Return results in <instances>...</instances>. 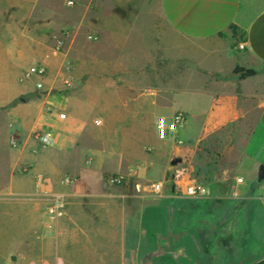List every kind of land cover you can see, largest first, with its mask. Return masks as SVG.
<instances>
[{
	"label": "crops",
	"instance_id": "obj_1",
	"mask_svg": "<svg viewBox=\"0 0 264 264\" xmlns=\"http://www.w3.org/2000/svg\"><path fill=\"white\" fill-rule=\"evenodd\" d=\"M162 10L177 35L196 43L228 39V56L258 71L240 83L259 82L257 134L233 166H222L225 157L212 165L199 146L245 116L237 92L215 96L205 108L192 93L182 101L154 89L109 101L94 84L71 94L53 82L60 91L46 94L52 107L38 120L53 130L54 147L43 150L21 132L20 147L4 156L0 264H264V0H162ZM176 113L187 115L186 125L159 139L157 118ZM175 159L181 162L172 166ZM108 175L128 181L109 186ZM188 181L207 186L208 195L184 198L177 188ZM154 183L165 184L161 194L151 192ZM53 193L66 200L57 221L46 210Z\"/></svg>",
	"mask_w": 264,
	"mask_h": 264
},
{
	"label": "rangeland",
	"instance_id": "obj_2",
	"mask_svg": "<svg viewBox=\"0 0 264 264\" xmlns=\"http://www.w3.org/2000/svg\"><path fill=\"white\" fill-rule=\"evenodd\" d=\"M59 41L62 54L53 56ZM229 47L228 39L196 43L177 35L162 0H0V182L11 137L41 129L39 115L48 107V93L37 90L35 78L23 77L42 64L48 69L45 87L62 84L65 61L72 66L73 85L63 86L64 93L94 84L106 89L110 101L166 89L182 101L192 93L194 102L207 108L215 96L237 92L245 116L216 129L199 146V156L212 165L225 157L222 166H233L258 132L259 82L252 78L240 87L234 70L243 67L228 56ZM59 91L54 86L52 94Z\"/></svg>",
	"mask_w": 264,
	"mask_h": 264
},
{
	"label": "built area",
	"instance_id": "obj_3",
	"mask_svg": "<svg viewBox=\"0 0 264 264\" xmlns=\"http://www.w3.org/2000/svg\"><path fill=\"white\" fill-rule=\"evenodd\" d=\"M68 4L70 6L73 5L72 1H69ZM63 48V43L58 42L56 47L52 50L53 56H58L61 53ZM237 50L243 51L245 49L244 42L241 41L237 43ZM66 64V65H65ZM62 70V84L65 89H70L72 87L73 77L71 75L72 66L70 62H63ZM48 75V69L45 65L37 64L33 65L30 70L26 73L23 77V81L30 80L35 78L36 79V88L38 91H46L47 93H52L53 88H46L45 87V78ZM51 105H48L47 110L50 111ZM60 118H66L65 114H60ZM187 123V115L185 113H176L170 119L166 117H158L156 120V135L159 139L165 140L167 139L170 133H176L180 127L185 126ZM100 122H97L99 125ZM33 139L36 143L41 147L43 150H48L55 145V136L54 132L50 127L42 126L41 129L36 130L33 133ZM10 146L13 149H17L20 147L19 139L13 135L10 139ZM90 161H87V165ZM128 181V176L126 175H108L106 178V182L109 186H121ZM237 181L241 183L243 181L242 178H238ZM72 183V179L66 178L63 181V184L70 185ZM165 188L164 183H154L150 186L151 192L154 194H161ZM178 192L187 199H198L204 196H207L209 190L207 186L197 182V181H188L187 183L181 184L177 188ZM47 214L49 217L57 221L65 216L66 210V200L65 195L61 193H53L49 196L47 206H46Z\"/></svg>",
	"mask_w": 264,
	"mask_h": 264
},
{
	"label": "water",
	"instance_id": "obj_4",
	"mask_svg": "<svg viewBox=\"0 0 264 264\" xmlns=\"http://www.w3.org/2000/svg\"><path fill=\"white\" fill-rule=\"evenodd\" d=\"M181 162V159H175L172 161V166H176ZM175 176L172 175L170 178V183H169V189L171 192L175 191V183H174ZM264 180V165H262L259 169V175H258V181L262 182Z\"/></svg>",
	"mask_w": 264,
	"mask_h": 264
},
{
	"label": "trees",
	"instance_id": "obj_5",
	"mask_svg": "<svg viewBox=\"0 0 264 264\" xmlns=\"http://www.w3.org/2000/svg\"><path fill=\"white\" fill-rule=\"evenodd\" d=\"M232 29L235 30L234 27ZM242 39H243V37H242ZM234 73L236 75H238V79L243 80V79H246L248 77L257 75L258 71L254 70V69H244V68L237 67L234 70Z\"/></svg>",
	"mask_w": 264,
	"mask_h": 264
}]
</instances>
